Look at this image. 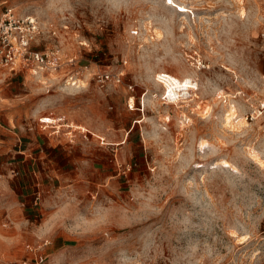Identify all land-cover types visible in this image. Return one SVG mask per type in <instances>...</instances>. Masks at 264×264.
<instances>
[{
    "label": "rangeland",
    "instance_id": "374dc122",
    "mask_svg": "<svg viewBox=\"0 0 264 264\" xmlns=\"http://www.w3.org/2000/svg\"><path fill=\"white\" fill-rule=\"evenodd\" d=\"M6 7L60 67L0 69V264H264V0Z\"/></svg>",
    "mask_w": 264,
    "mask_h": 264
},
{
    "label": "built area",
    "instance_id": "2783aa9c",
    "mask_svg": "<svg viewBox=\"0 0 264 264\" xmlns=\"http://www.w3.org/2000/svg\"><path fill=\"white\" fill-rule=\"evenodd\" d=\"M41 25L38 18L30 13H18L12 7H6L0 12V69L9 72L38 70L39 72H50L60 67V58L55 50H39L34 47L39 35ZM33 74V73H32ZM156 80L164 85L165 81L171 80L165 72L158 73ZM116 82L120 81L116 77ZM179 85L184 80L176 79ZM166 87V86H165ZM180 87V88H179ZM176 83L166 87L163 99L167 102L179 101L184 96L182 88ZM193 89L192 87L188 88ZM40 128L47 130L48 134H58L59 130L65 129L66 136L70 141L74 140L75 132L84 135L80 126L73 127L70 123L64 122L63 117H55L53 114L43 116L39 119ZM101 141H103L101 139ZM9 264H30L28 260L21 259L12 261Z\"/></svg>",
    "mask_w": 264,
    "mask_h": 264
},
{
    "label": "bare ground",
    "instance_id": "6f19581e",
    "mask_svg": "<svg viewBox=\"0 0 264 264\" xmlns=\"http://www.w3.org/2000/svg\"><path fill=\"white\" fill-rule=\"evenodd\" d=\"M32 73L35 74V75L38 76V77H41V72H39V71L36 70V69L33 70ZM50 74H51L50 76L53 77V75H52L51 72H50ZM43 81H44V80H43ZM71 83H72V82H71ZM67 84H68V82H67ZM182 84H184V83H182ZM189 88H190V87H189ZM192 88H194V87H192ZM188 94H190V93L188 92ZM182 99H183V98H182ZM182 99H181V100H182Z\"/></svg>",
    "mask_w": 264,
    "mask_h": 264
},
{
    "label": "snow or ice",
    "instance_id": "6c2138e0",
    "mask_svg": "<svg viewBox=\"0 0 264 264\" xmlns=\"http://www.w3.org/2000/svg\"><path fill=\"white\" fill-rule=\"evenodd\" d=\"M168 3L171 4L172 3V0H168Z\"/></svg>",
    "mask_w": 264,
    "mask_h": 264
},
{
    "label": "crops",
    "instance_id": "0c3cea01",
    "mask_svg": "<svg viewBox=\"0 0 264 264\" xmlns=\"http://www.w3.org/2000/svg\"><path fill=\"white\" fill-rule=\"evenodd\" d=\"M4 70V69H3ZM40 119V118H39Z\"/></svg>",
    "mask_w": 264,
    "mask_h": 264
}]
</instances>
